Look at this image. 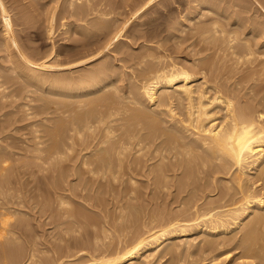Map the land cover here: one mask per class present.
Instances as JSON below:
<instances>
[{"label": "bare ground", "instance_id": "bare-ground-1", "mask_svg": "<svg viewBox=\"0 0 264 264\" xmlns=\"http://www.w3.org/2000/svg\"><path fill=\"white\" fill-rule=\"evenodd\" d=\"M20 1L21 0H0V24H1L0 29L2 27V29L0 30V32L2 31L1 32L2 36L0 34L1 36L0 43H2L1 45L3 46L2 50L4 51L5 49L7 51V54L5 53V55H7L6 59L8 58L11 64H13V66L17 68V70L19 69V71L23 73L26 78H28L27 80H29V82L26 80L25 77L23 78V80L28 82L27 86L29 83H34L38 85L36 87H40L39 88L40 90H44V91L47 90V92H49L48 93L49 96H46V97L44 96L42 100L40 101H44L45 102L44 105L46 109L49 108L50 109L49 112L51 111L55 114L54 116L55 120L52 118V121L54 120V122L50 128L48 127L47 134L46 136H44L48 138V143L46 141L45 147L42 145L43 147L42 150L44 151L43 157L41 156L42 155L41 153L43 151L41 150L42 151V152L40 151L41 153L37 151V154H41L40 155L41 157H39V155H36L35 162L37 158H41L38 160H40L42 163H44L46 160L48 161L49 159L50 161L51 159H55V161L56 159H58L59 162H61L60 159L62 160L68 159L67 155L69 154L70 151L71 152L74 151L73 148H76L75 144H78L80 147L76 150L80 149V151H83V150L87 151V149L89 148L92 151L90 153H79L80 155L77 154L79 156L75 154L76 157H81L80 159H92V160L98 159L101 161L104 160L103 164L104 162H106L107 166H109V163L106 160L111 159L110 162H112V158L118 159L117 162H119V161H122L123 157L124 158L126 157V159H134V162L136 161L135 163L141 161V160L137 161L135 159H142V160L144 159V160H149V161L150 159H156L159 162L154 165L147 164L143 161L142 167L143 165L145 166V164H147L145 168L146 170H143V168H142L143 172L142 170H139V169L138 170L140 171V173L142 172V175L144 177L147 176L146 179L150 180L148 181L149 182L148 184L151 186L149 187L150 191L156 187L157 189L160 188L162 190L164 188L165 190V188L167 187L170 188L172 186L173 190H175L176 192L175 197L178 196L180 192L186 191L185 189H187L188 186L191 184L190 177H191V174H193L192 175L193 176V194H192L193 200L188 199V201H185L184 203H182L184 206L180 203L182 201H179L178 206L182 205L183 206L181 207L182 209H180V207L179 208L176 207L177 208L176 213L173 212V214L175 215L171 214V217H168V214H167V218H165L167 221L164 220L166 221L165 223L164 221L162 223L160 222L161 224L164 223L163 225H160L157 229L149 228L148 230H146L145 233L138 234L137 232L138 235L136 237L133 235V237L135 238L132 240V242L127 246L125 245V247H123L122 249L121 248L114 249L112 246L111 249L112 250L114 249L113 250L114 253L109 252V253H112L111 255L109 254V256L108 255L99 256V257L90 256L87 260H85V262L82 261L84 263L80 262V264H122L126 260H130V259L132 260L133 258L140 256L141 250L145 248H149L150 246L151 247L154 246L156 248V246L160 242H162L164 239L168 240L171 237H181L183 235L185 236L188 230L189 231L193 230L197 233L203 232L205 235L207 234L210 236H214V235L217 236V238L213 237L209 239L206 238L207 236L205 237L202 236L203 238L202 244L201 243L199 244L201 246L198 245L200 247L199 249L201 250V252L197 248L198 252H200V256L197 255L199 257V258L196 257V259L198 258L197 260L193 258V260H196L195 262L192 261L193 264H201L202 260H203V264H218L219 263V260L217 259L218 255H220L221 253L226 254L227 252H230V250L232 249L234 251V249L236 248L239 249V251L238 250L237 251L241 257L243 256L242 257L243 259L245 258L244 256L250 258L249 261H243V264L244 262H247L246 264H264V32H260L264 30H261L258 26H256L258 27V29H260V31H258V29L257 30L255 29L256 27L254 28L251 25V27L247 29L248 30L247 33H250L251 38H249L250 36H245L243 38L241 37L240 39H242L243 40L242 41L239 39L240 34L243 32V31L241 32L240 27L238 29V26H236L238 31L241 32L238 34L237 33L238 31H235L236 30L235 28L232 29L233 28L232 27L229 29H225V27H222L221 22H220L222 21L221 18L228 19L230 16L234 15L233 18L236 21L233 23L235 24L239 23L238 25L240 26L241 25L240 21L238 22L239 20L238 16L240 17V15L238 14H240L239 13L240 9L241 8L243 9L242 6L244 5H242V3L237 0H234L232 2L233 6L231 9H229L231 6L228 5V3L230 2L228 3L226 2L227 4L225 5L224 0H170V1L169 0H166V1H163V0H131V1L124 0L123 2L124 4H122V6L123 8L127 6V9H129L128 13L130 14V17H133V18L137 17L139 19L142 17V19L138 21L136 19L135 23L132 22L133 23L132 26L131 25L127 26L129 22L127 21V19H124L125 17L129 15L127 12L126 13L128 15H126L123 19H122L123 16L121 17V19L119 16L117 17L113 16L111 18L109 17V16H112L110 15L111 13L114 14L113 12L115 11V8L118 7L120 2H122L121 0H65L66 4L65 3L64 4L66 5V8L62 7L63 9L60 8L61 9L60 11L64 12L67 15L64 19L69 20V21L67 20L68 22L66 21L67 23H64V22L61 23L62 26L65 25L66 27L64 29L65 31L64 30L63 31L66 33L65 37H66L67 42L62 43V45L58 44L59 46H56V48L52 44L50 50L46 52L38 51L36 48L37 46L33 48L31 47L33 49L31 50V52L33 51V53H29L28 51L27 53L26 51L23 50L24 47L22 48V50H20L19 44L21 45V43L19 42L20 40L19 41L17 40L18 37L16 34V30L18 29L15 28L14 26L17 24L16 19H17L18 12L20 13L21 16L26 15V13L29 12L27 14L29 16L30 9L32 11L33 9H37V8L34 7L35 5H33L32 3L33 1H28L27 2L28 4L25 3L27 4L26 6L27 8H24L25 6L24 5H23L24 7L22 6V4L24 3L21 4ZM49 1L50 0H48V2ZM126 1H130V2L127 3ZM254 1L257 4L256 6L257 8L264 7V5H262V3H264V0H254ZM175 2H177L176 7L172 6V3H175ZM38 4L40 5L39 2ZM47 4H50V2ZM156 4L159 5V7L160 5L165 7L166 5L167 6V8L165 7L166 11L164 13L161 11L159 12L155 8ZM45 5H43V7ZM56 6L57 4H55L52 7V9L50 8L51 11L48 12L50 15V17H48L50 25L47 29L49 31L51 30V27H52V19H53L52 17L54 16L53 12H55L54 10L56 9ZM60 6H61V3H60ZM122 9L120 10L122 11ZM20 10L22 11L24 10L23 11L24 13H22L23 15L21 14L22 11ZM152 10H154V12H159V13L157 15H151ZM40 12L42 13V11ZM62 12L60 13L62 14ZM117 12H115V15ZM120 13L124 14L123 12H120ZM63 14L61 16H63ZM45 16H48V15H45ZM26 17L27 16H25L24 19H26ZM29 17H32V16H29ZM34 17L35 16H33V18ZM37 17H39V15ZM19 18L23 19L22 17H19ZM205 18L211 19L210 22H208V20L206 19V21L209 23L208 27H206L207 25L206 26L203 25L204 20L202 21V24H198V22L201 23L200 20L205 19ZM29 20H31V18ZM25 21L27 22L28 19ZM25 21H23V23ZM35 21L36 20H34V22ZM206 21H204V24L207 23ZM20 22L21 20L19 21V25H20ZM222 24L224 23L222 22ZM255 25L256 24H254V26ZM30 26L31 25L29 24L27 28H30ZM103 26H106V28L104 27L106 30L103 28ZM233 26L235 25L233 24ZM243 26L241 25V28ZM101 27L104 30H99L101 29ZM184 27H187V28H184ZM261 28H264V27H261ZM23 29H26V27H23L22 30ZM163 29H166V32L164 30L165 33L161 34V32H163ZM208 32L210 33L211 38L210 36L209 38L205 36V33L207 35ZM235 34L239 36H235ZM48 37H50V39L52 38L54 39V37L51 38L50 35H48ZM206 37L208 38V40L211 39L210 41H212V38L214 40L216 39L219 40V38H221L220 42L222 43L224 42L226 47L225 46L223 47L219 41L218 42L220 44L218 45H216L214 42H212L214 43L212 46L208 45L209 41L206 42V39H207ZM236 38H238L239 40ZM99 39L101 40L99 41ZM249 39H250V42H253V46L251 45V43L246 44V42H249ZM138 40L141 42H139V45L134 46L135 45L134 42ZM236 40H237V44L235 43ZM201 41L203 42V44H200ZM238 41H242V42H238ZM43 42L45 41L43 40ZM74 42H79L80 45L82 46V50L81 49L78 51L76 50L75 52L73 50V53L71 52L69 53L68 52L70 50L69 46L70 44L73 45L72 43ZM27 43H30V42H27ZM132 43H134L133 46H132ZM181 43H184L185 46L181 47ZM192 45L197 46L196 48H193L194 54L192 52V54L195 55V57L193 56V59H190L191 61L187 63L188 57L185 58L186 59V62H185L184 59H181L179 57L180 56L179 53L185 50V48L191 47ZM210 47H212V49H214L215 51H217L216 48L223 50L227 55H229V57L232 58L235 64L241 63L240 65H243L242 67H239L240 65L236 67L233 64L231 70L233 69L238 70L239 73L237 74V71H236L237 75L232 78V81L230 83L227 82L228 80L220 81L221 78L220 79L218 78L209 79L208 78L207 75L209 74L207 73L209 72L210 69H213L211 68L213 65L210 66L207 63L208 59H204V57H201L202 55L199 56L200 55L199 52L201 50L203 51L207 49L208 51H210L209 50ZM135 48H137V50H135ZM46 49H49V47ZM219 49L218 51H221ZM215 51H213V53ZM223 51H221V53ZM203 52L201 53L203 54ZM84 53L85 54L88 53L86 54L87 56L83 57ZM198 53H199L198 55L199 57H196ZM60 54L66 55V58H69V59L72 55L75 56V54L81 55L82 58L77 55L78 58L80 57L79 59H74V57H72L73 58L71 59L72 61L69 60V62L64 63L63 59L65 56L62 59H60L59 57ZM187 54L190 55L189 53ZM35 55H38V57L42 56L44 58L39 61L38 60L39 58L37 57L38 58L37 59ZM57 56L59 57V59L57 58ZM220 59L222 58L220 57ZM52 60L56 62L53 63L54 61ZM61 60L64 64L61 62ZM113 60L123 61L124 63L123 65H120L122 63L120 64L118 63V65H120L122 69H118V68L113 69L114 68L113 66L114 65L116 66V64H113L114 62ZM47 61L48 62L52 61V63H47ZM60 62L61 64L64 65L63 67H60L61 66ZM4 64H7V63H4ZM118 65L116 67H119ZM48 67L58 70L56 72H60L59 70L62 71V69L63 70L66 69L67 70L66 72L68 73L67 75L62 74L63 72L61 74L55 73V75H51V77L45 78L42 73H41L42 75H40L39 72H37L38 70L42 71V69H45ZM229 67H228V71L230 69ZM235 70H233V72H235ZM214 71H216V69L212 70L213 73ZM0 73H2V71H0ZM13 74H11V76ZM22 75L20 74V76ZM1 76L2 78L0 81L1 83H3L2 80H5L6 78V77L3 78V76H6V75L3 74ZM199 78H201L200 81H198ZM210 78L212 77L210 76ZM8 79L9 81L12 80V79L10 80V78L7 77V82H8ZM15 82L16 81H14L13 85L16 84ZM18 83L19 84H17V86L18 85L20 86V82ZM23 83L21 82V84ZM25 84L22 86V88L26 86ZM0 86H2L1 87V90H2L3 86L5 85L2 84ZM32 86H35V85L32 84ZM17 88H20V87H17ZM25 89L28 92L29 91L32 92L34 89L36 90L35 87L33 90L32 88L31 90H28L27 88ZM22 90L23 89H21V93L23 92ZM13 91L11 94L14 93ZM120 92L122 93L121 95H120ZM6 93L7 91H5V94ZM15 93L13 95L17 94ZM7 94L8 95L5 96L6 98L9 96L10 93H7ZM0 95H1L0 98L3 99L2 98L3 94H0ZM10 97L11 96H9V98ZM24 97L26 98L27 96H24ZM35 100H36V97H35ZM0 102H2V100ZM39 106L41 107L42 105L40 104ZM23 108H24V105H23ZM2 109H3V106H2ZM25 109H26V105H25ZM9 118H11V116L9 117L8 115V119ZM7 121L8 120H6V122ZM50 122H51V119H50ZM7 123H10V122H7ZM1 126L3 127V125L0 124V129L1 131H3ZM43 129H46V128H43ZM43 129H42V132H44ZM34 131L32 132L35 134L36 132ZM38 136L40 137V135ZM35 137L37 138V135ZM35 137L34 139H36ZM44 139L45 138H43V140ZM31 140L34 141L33 139ZM41 140L42 139L35 141L37 143V146L39 143L44 142ZM9 144H12V141L9 142ZM12 145H14V143ZM5 146H9V145H5ZM31 148H33L34 150H37L34 148V146ZM127 148L133 151L129 150L130 154L125 155L124 151ZM34 150L31 149L32 152ZM28 151L30 150L28 149ZM35 153L36 152H34V154ZM32 157L33 156L31 155L30 158ZM8 159H9L8 157L6 158L2 154H0V176L3 175V177L0 178L1 179L0 180V247L3 246V249L5 248L4 246L6 245H4L2 241H4V243L6 244V241L4 240V238H5L6 230H9L7 229V227L9 225H12V222L15 221V219H12V217H14L13 215L19 210H21L20 208H18L19 206L28 207L31 200L33 201V199H31L30 201L28 200L29 196H31L30 192L32 193L33 191L31 187H29L31 186L32 183L27 184L28 182H24V180L21 181L20 179L21 175L18 174V170H21L19 168L20 166L16 167L17 165L16 166L14 165V168L11 166L8 167L7 163L10 162V160ZM42 163H40V167ZM100 163L102 164V162H99V164ZM13 164H16V163H13ZM31 164H35V163H31ZM96 164H95V167H96ZM105 165L104 166L102 165V166L105 167ZM138 165H137V168H138ZM118 166H119V163H118ZM125 166H126V169H125L126 171L128 166L127 164ZM62 167L64 166L62 165ZM16 168H19V169H16ZM100 168L101 167H99L98 169L100 170ZM98 169L96 168L95 171L96 170L98 171ZM130 169L128 173H130L131 171ZM133 169L135 168L133 167ZM62 170L63 168H61V171L59 170L58 172L59 173L58 176L61 178H63L61 176V174L63 173ZM5 171L6 172L9 171L10 174L12 173V171H14V173L16 174L15 179H12L14 180L13 183H15V184L12 183L13 186L11 185L5 186V184H7V180L9 177V176L8 177L4 176L6 175ZM134 171H136V169ZM28 174H29V171H28ZM30 174H31V171H30ZM131 174L130 175L128 174L129 177L127 178L131 181V183H134L135 180H134V177L132 176L135 173L133 175ZM149 175L151 176L148 177ZM49 176H51V174ZM218 176H221V177H218ZM167 178L169 180H166ZM219 178L223 180V182L218 183ZM45 180L43 182H45ZM62 181H60V183ZM65 182L61 184L63 185L65 184V186H67L66 185L67 183ZM37 183H34L33 189L35 188V184ZM131 183H129L130 186L133 185ZM221 183L222 185H220ZM54 185L59 187L58 185L60 184H58L57 182H54ZM44 186L46 185L43 184V187ZM130 186L128 187V190L125 191L126 193L125 197H129L130 201H132V199L135 200V203L133 202H129V204L124 203V205L126 206L123 207V209L125 210L127 208V211L119 209L118 207L119 209L118 212L119 213H121L120 211L128 212V215L131 214L134 218L135 217L134 215L136 214L135 212H137L136 210L138 208H141L142 206L143 199L141 198L143 197L141 196V198H139L138 192L140 190L138 192L136 191L134 195H132L131 193H133V191L130 190L131 189ZM116 187H115L116 188L115 190L120 189L119 186H116ZM12 189H14V193H11ZM191 189L192 187L190 186V188H188L187 191ZM215 189L217 191V195L216 196L213 194L209 195L210 192L214 191ZM45 190L46 189H44V191ZM53 190H56L55 192H57L56 188ZM34 191L37 192L36 190ZM41 191L39 190L38 193L40 194ZM116 192L119 193L118 191ZM65 193H66L65 191L64 192L61 191L59 196L57 194L55 195V196H58V199L56 201V205L58 206V208H56V205L54 206V208L58 210V212H54L55 213L54 217L56 218L58 217L57 222H59V219L63 217H68V218H70V216L79 217L82 215L81 213H83V211H80V209L78 210L73 209L71 211L70 210L71 208H70L68 210V208L71 206L67 207L68 201L65 198V195H66ZM166 193H165V196H166ZM169 194H171V192ZM41 195H43V193ZM51 195L53 199V194ZM116 195L118 194H115V196ZM154 195L156 194H153V196ZM47 197L49 198V196ZM47 197H46V200H47ZM119 197L121 198V196H118L116 198H119ZM158 197H160V195H158ZM36 198L38 199V196H36ZM90 199L91 201H93L92 200L93 198L90 197ZM103 200L104 198L102 199V201ZM144 200H146V198ZM124 201L125 202L127 201L126 198L124 199ZM176 201L177 199L173 202H176ZM33 202H34L33 206L36 207L37 205V208H39L41 211L46 210V213H47V209H49L51 212L48 210L49 213H47V216L48 214L52 213V211H56L53 207H51L53 202L46 203L44 201H41V203H39L38 200H36V202L35 201ZM147 202L149 203L150 201H147ZM121 203H123V201ZM171 204L172 203H170V205ZM100 205L101 203L99 204V206ZM116 206L117 204L115 203V207ZM30 207H32V205H30ZM34 207H32L33 210H34ZM82 207H81L82 210L87 208V207H84V208ZM100 208L103 209V207H100ZM142 208H144V206ZM27 210H29V208H27ZM186 212H189L192 214H188ZM139 213H140V209H139ZM185 213L188 215L184 216L183 214ZM42 214L43 213H41V215ZM104 214L106 215V213ZM122 214L117 215V217L120 216L121 222H122V219H124V218H121V216L123 217L125 216L124 214H127V213H122ZM90 215L92 216L93 214H89V216ZM50 216L49 217L51 221L56 220V218L51 219L53 216L52 215ZM107 216L108 215H106V217ZM18 217H19V220H21L20 214ZM18 217L16 216L17 221H19ZM93 217H95V215H93ZM99 217H102V215L98 216V219ZM23 218H24V215H23ZM115 218L113 220H115ZM87 219H89L88 215H87ZM100 219L97 221L99 222ZM110 219H112V217ZM150 219L151 218H149V220ZM154 219H152V221ZM158 219H160V217ZM70 222L71 221H69V223ZM82 222L83 221H81V223ZM85 222H87V220ZM112 222L114 221H111V223ZM187 222H191L192 225ZM22 223L24 222L22 221ZM22 223L14 222L15 224L14 226L21 225ZM72 223L70 224L72 225ZM118 223H119V220H118ZM24 224L26 226L27 223H24ZM143 225L145 227L144 223ZM105 226H103L102 224L100 229H102V227H105ZM236 227H238L239 228L238 230H240V233L238 236L231 234L234 232L238 233L237 231H235ZM8 228H10V226ZM24 228L25 227H23V229ZM12 229L10 232H12ZM14 229H16V227ZM26 229L24 230L26 231ZM233 229H235L234 232L232 231L230 234L227 232V230H233ZM20 230L21 232H23L22 229ZM21 232H20V236H21ZM225 232L228 234H226ZM219 233H223L225 235L223 236L220 235L221 237H219L217 235ZM15 238H18V236H16ZM58 239H60L59 235H58ZM94 239H96V237ZM12 240H13V237H12ZM16 242H17V239H16ZM10 243L12 242H9V244ZM195 243H198V242H195ZM28 245H30V242ZM169 245H171V248L169 247ZM169 245L168 247L172 249L173 244H169ZM12 247H13V244H12ZM76 247H79V245ZM224 247H226L225 250L221 251L220 249L221 248L223 249ZM165 248H167V246ZM13 249H11V251ZM216 250L217 251L220 250V251L214 252ZM72 251L73 250H71V252ZM166 251H171V250L166 249ZM175 251L176 250L174 249V252ZM207 251H209L211 255L210 256L207 255L208 257H205V252ZM2 252H4V250H2ZM172 252H170V254H172ZM152 254L153 252L150 254L148 253L144 255V257L142 258V262L144 264H147L149 257ZM186 254L188 257V255H190V252ZM28 255L29 256H27L26 260L28 259L31 260L33 257V254L30 252L28 253ZM5 256L6 255H4V258L6 259ZM63 256L68 260L73 257L72 254L70 253H67ZM63 256L57 255L55 257H52V259L49 257L51 259L50 262L45 261L44 263V260H43L42 263L43 264H67L65 263L66 259ZM172 256L171 258L174 257ZM225 256L224 257L227 258V254ZM179 257L181 258V256ZM46 258L48 259V257ZM177 258H178V255H177ZM204 259H206L207 261L204 262ZM175 260L176 259H174V261ZM31 261H33V259ZM130 264H134V263H130Z\"/></svg>", "mask_w": 264, "mask_h": 264}, {"label": "rangeland", "instance_id": "rangeland-1", "mask_svg": "<svg viewBox=\"0 0 264 264\" xmlns=\"http://www.w3.org/2000/svg\"><path fill=\"white\" fill-rule=\"evenodd\" d=\"M28 1H33L32 3H33V5H35L34 7L35 8H37V9H33L32 11H31V9H30V14H29V16H32V17H29L27 14L29 13H26V15H23L22 13H24L23 11L25 10H20V11H22L21 12V14L23 15V16H21L20 15V13L18 12V14H17V26L15 25L14 27L15 28H17L18 30H16V34H17V40L21 43V45L19 44V46H20V50H22V48L24 47V51H28L29 53H33V51L31 52V50H33L32 48L33 47H36L37 48V50L38 51H43V52H46V51H48V50H50V48H51V45L53 44V46L56 48V46H59V45H62V43H66L67 41H66V37H65V25L64 26H62V24L61 23H67L68 21L67 20H65L64 18L67 16L64 12H62V11H60L61 9L60 8H66V1L65 0H53V2H52V0H50L49 2H50V4H47V3H49L48 2V0H21L20 2H21V4L22 3H24V4H22V6L24 7V8H27L26 6H27V2ZM63 1V2H62ZM122 2H120V4L118 5V10H117V8H115V11L113 12L114 14H110V15H112V16H109L110 18L111 17H113V16H119L120 17V19H121V17H122V19L126 16V15H128L129 13V9H127V6H125L124 8H123V6H122V4H124L123 2H124V0H121ZM131 1V0H130ZM130 1H126L127 3H129ZM163 1H166V0H163ZM170 1V0H169ZM234 0H227V1H225L224 0V2H225V5L228 3V2H230V3H228V5H230V6H228V7H230L229 9H231L232 8V2H233ZM237 1H240L241 3H242V5H244V6H242L243 7V9L241 8L240 9V14H238V15H240V17L238 16V18H239V20H238V22L240 21V24L243 26V25H245V26H243L242 28H243V30H242V28H241V25L239 26L238 24L239 23H233V22H235L236 20L233 18L234 17V15L233 16H230L228 19H223V18H221L222 19V21H220L221 22V25H222V27H225V29H229V28H232V29H236L235 31H238V29H239V27H240V30H241V32L240 31H238L237 33L239 34V33H241L240 34V37H239V39L242 37H245V36H250L249 38H251V35H250V33H247V29H249V27H251V25L255 28L256 26H258L261 30H264V28H261V27H264V7H262V8H260V7H256L257 6V4L255 3V1L254 0H237ZM38 2L40 3V5L38 4ZM227 2V3H226ZM25 3H27V4H25ZM35 3V4H34ZM43 3V4H42ZM53 3V4H52ZM60 3H61V6H60ZM65 3V4H64ZM46 4V5H45ZM55 4H57V6H56V9L54 10L55 12H53V19H52V27H51V30L49 31L47 28L49 27V25H50V22H49V18L48 17H50V15H49V13L48 12H50L51 10H50V8L52 9V7L55 5ZM176 4H177V2H175V3H172V6H175L176 7ZM42 5V6H41ZM43 5H45L44 7H43ZM49 5H50V7H49ZM262 5H264V3H262ZM121 6V7H120ZM158 6V7H157ZM59 7V8H58ZM119 7H120V9H122V11L119 9ZM165 7L167 8V6L165 5ZM164 6H162V5H160V7H159V5H157L156 4V6H155V8L160 12H165L166 11V8H165ZM226 7V6H225ZM235 7V6H234ZM33 8V7H32ZM39 8V9H38ZM47 8H48V10H47ZM62 8V9H63ZM44 9V10H43ZM45 9H46V11H45ZM127 9V10H126ZM260 9H261V11H260ZM38 10V11H37ZM42 11V13L40 12V11ZM243 10V11H242ZM36 11V12H35ZM62 12V14H63V16H61L62 14L60 13V12ZM118 11V12H117ZM115 12H117L116 13V15H115ZM120 12H123L124 14H121ZM128 14H127V13ZM159 12H154V10H152L151 11V15H157ZM31 13H32V15H31ZM56 13V14H55ZM183 13V12H182ZM39 15V17H37L38 15ZM150 14V13H149ZM37 15V16H36ZM43 15V16H42ZM45 15H48V16H45ZM58 16V18H60V19H58L57 18V16ZM25 16H27L26 17V19H24L25 18ZM33 16H35L34 18H33ZM19 17H22L23 19H21V18H19ZM43 17V18H42ZM215 17V16H214ZM213 17V18H214ZM217 17V16H216ZM18 18H19V20H18ZM31 18V20H29ZM231 18H233V19H231ZM28 19V21L26 22L25 20H27ZM57 19V20H56ZM124 19H127V21L130 23H128V25L127 26H132V24L133 23H135L136 22V19H137V21L138 20H140V19H142V17L139 19V18H133V17H130V14L127 16V17H125ZM206 19L207 18H205V19H202V20H200V22L201 23H199L198 22V24H202V21L204 20V21H206ZM21 20V22H22V24H21V22H20V25H19V21ZM34 20H36L35 22H34ZM43 20V21H42ZM64 20V21H63ZM208 20V22H210L211 21V19H207ZM224 20V21H223ZM23 21H25L24 23H23ZM32 21V22H31ZM61 21V22H60ZM67 21V22H66ZM204 21H203V25L204 26H206V27H208L209 26V23L207 24V23H205L204 24ZM232 21V22H231ZM31 22V23H30ZM133 22V23H132ZM222 22L224 23V24H222ZM229 22V23H228ZM34 23V24H33ZM47 24V26H46V24ZM49 23V24H48ZM232 23V24H231ZM250 23V24H249ZM251 23H253V24H251ZM31 25L30 26V28H27L28 27V25ZM45 24V25H44ZM61 24V25H60ZM231 24V25H230ZM233 24L235 25V26H233ZM254 24H256L255 26H254ZM26 25V26H25ZM38 25V26H37ZM60 25V26H59ZM226 25V26H225ZM230 25V26H229ZM0 26H1V24H0ZM41 26V27H40ZM44 26V27H43ZM46 26V27H45ZM61 26H62V28H61ZM236 26H238V29H237V27ZM23 27H26V29H23L22 30V28ZM33 27V28H32ZM35 27V28H34ZM36 27H37V29H36ZM54 27V28H53ZM106 28V26H103V28ZM140 27V26H139ZM258 27H256L255 29L257 30L258 29ZM21 28V29H20ZM102 27H101V29H99V30H104ZM184 28H187V27H184ZM1 29H2V27H1ZM0 29V30H1ZM41 29V30H40ZM47 29V30H46ZM55 31H54V30ZM260 29H258V31H260ZM20 30V31H19ZM64 30V31H63ZM106 30V29H105ZM164 30H165V32H166V29H163V32H161V34H163V33H165L164 32ZM245 30V31H244ZM28 31V32H27ZM30 31V32H29ZM38 31V32H37ZM208 31H209V29H208ZM2 32V31H1ZM1 32H0V34H1ZM19 32V33H18ZM26 32V33H25ZM34 34H33V33ZM45 32V33H44ZM64 32V33H63ZM260 32H264V31H260ZM39 34V35H37V34ZM52 33H53V35H52ZM20 34V35H19ZM29 34V35H28ZM32 34V35H31ZM64 34V35H63ZM209 34V35H208ZM208 34L206 35V33H205V36H207L208 38H209V36H210V38H211V35H210V33L208 32ZM243 34V35H242ZM24 35V36H23ZM31 35V36H30ZM48 35H50L51 36V38L52 37H54V39L52 38V39H50V37H48ZM55 35H56V37H55ZM63 35V36H62ZM1 36H2V34H1ZM0 36V37H1ZM26 36H27V38H26ZM41 36V37H40ZM43 36V37H42ZM45 36H46V38H45ZM235 36H239V35H237V34H235ZM20 37V38H19ZM31 37V38H30ZM38 37V38H37ZM206 37V38H207ZM27 39V41H26V39ZM29 38V39H28ZM64 38V39H63ZM101 38V37H100ZM208 38L206 39V42L207 41H209V43H208V45H213L214 43L216 44V45H218V44H220L221 43V45L224 47H226V45H225V43L223 42H220V39L221 38H219V40H214L213 38H212V41H210L211 39H209L208 40ZM23 39V40H22ZM46 39V40H45ZM102 39V38H101ZM101 39H99V41L101 40ZM236 39H238V38H236ZM238 39V40H239ZM23 41V43H22V41ZM43 40L45 41V42H43ZM52 40V41H51ZM240 40H242V39H240ZM43 43H42V42ZM220 43H219V42ZM243 41V40H242ZM242 41H238V42H242ZM252 41V40H251ZM1 42V41H0ZM27 42H30V43H27ZM139 42H141V41H136V42H134L135 43V45L134 46H137V45H139ZM202 42V41H201ZM200 42V44H203V42L201 43ZM212 42H214V43H212ZM216 42H218V43H216ZM25 43H26V45H25ZM75 43V44H74ZM74 43H72L73 45H71L70 44V46H69V48H70V50L68 51L69 53L71 52V53H73V50H74V52L77 50H82V46L80 45V43L79 42H74ZM134 43H132V46H133V44ZM212 43V44H211ZM236 44H237V40H236V42H235ZM249 43H251V45L253 46V42H250V39H249V42H246V44H249ZM2 43H0V45H1ZM31 44V45H30ZM59 44V45H58ZM78 44V45H77ZM224 44V45H223ZM24 45V46H23ZM35 45V46H34ZM2 46V45H1ZM0 46V62L2 63H0V69H2V70H0V71H2V73H0V76L1 75H6V76H3V78H5V80H2V82L3 83H1V81H0V85H5L6 86V84L7 83H9V84H7V86L5 87V86H3V88H2V90H1V87L2 86H0V94H3V99H1L2 100V102H0V124L1 125H3V127H2V130L3 131H1V129H0V146L2 147H0L1 149H0V154H2L3 156H5L6 158L8 157L9 159L8 160H10V164L9 163H7L8 165V167L9 166H11V167H13L14 168V165L16 166V167H19L21 170H18V174L19 175H21V181L22 180H24V182H28L27 184H31V186H29V185H27V186H29V187H31V189L33 190H31L32 191V193L30 192V194H31V196H29V201L31 200V199H33V201H35L36 202V200H38L39 201V203H41V201H44V202H46V203H52L53 202V204H52V206L51 207H53L54 208V206L56 205V201H57V199H58V196L60 195V193H61V191L62 192H66L65 194L67 195H65V198H66V200L68 201V205H67V207L68 206H71V207H69L68 208V210L70 209L71 211L73 210V209H80V211H83V213H81L82 215L81 216H70V218H68V217H63V218H61L62 219V221L64 222H62L61 221V219H59V222H57V220H58V217L56 218V217H54L55 215V213L54 212H58V210H56L55 208V210L56 211H52V213H50V214H48V216H47V213H49V209H47V213H46V210H44V211H41L39 208H37V205H36V207H34L33 205V201L31 200V202H30V204H29V206L27 207V206H19L18 208H20L21 210H19L18 212H16L13 216L14 217H12V219H15V221H13V220H11V221H13L12 222V225H9L10 226V228L12 229V232H10L11 231V229L10 228H8L7 227V229H9V230H6V234H5V238H4V240L6 241V244L4 243V241H2V243L4 244V245H6V246H4L5 248L3 249V246L2 247H0L1 249H0V252L2 253H0V255L1 256H3V257H1L0 256V262L2 263H4V264H35V262H36V264H41L42 263V261L44 260V263H45V261L46 262H50L51 261V259H52V257H55V256H57V255H60V256H63V255H65V254H67V253H70V254H72V258H70L69 260L68 259H66L64 256V258L66 259L64 262L65 263H69V264H80V262L81 263H84L85 262V260H87L90 256H95V257H99V256H109V254L111 255L112 253H114V249H116V248H123V247H125V245L127 246V245H129L131 242H132V240L138 235V234H140V233H145L146 232V230H148L149 228H153V229H157L160 225H163L167 220L165 219V218H167V214H168V217H171V214H173V212L174 213H176V210H177V208H179L180 207V209H182L181 207H183L184 205L182 204V203H184L185 201H188V199L190 200V199H192L193 198V174H191V179H190V182H191V184L188 186V188H190V186L192 187V189L191 190H189V191H187L188 190V188L187 189H185L186 191H182V192H180V194H178V196H176L175 197V190H173V187L171 186L170 188L169 187H167V188H165V190H164V188L161 190L160 188H158V189H160V190H158L157 189V187L156 188H154V189H152L151 191L149 190L150 188L149 187H151L148 183V181H150V180H148V179H146L147 178V176H143L142 175V172H143V170H146L145 168H146V166H147V164H151V165H154V164H156V163H158L159 161H157L156 159H150V161L149 160H142V159H135V160H137V161H140V162H137V163H135L134 162V159H126V157L124 158L123 157V159H122V161H119V162H117L118 161V159H113L112 158V162H110L111 161V159H108V160H106L108 163H109V166H107V163L106 162H104V164H103V161H101V160H98V159H80L81 157H76V155L77 154H79V153H90V152H92L91 151V149H87V151H85V150H83V151H80V149L79 150H76V149H78V148H80L79 147V145L78 144H75V146H76V148H73L74 149V151L73 152H69V154H70V156H69V154L67 155V157H68V159H60V161L61 162H59L58 161V159H56V161L57 162H59V163H57L56 161H55V159H51V161H50V159L46 162H44V163H42L40 160H38V159H41V158H37V160H36V162H35V159H36V155H39V157H43V154H44V151L42 150V145L45 147V145H46V141H47V143H48V138H46V137H44V136H46V134H47V131H48V127L50 128L51 127V125L53 124V122H54V120H55V118H54V116H55V114L53 113V112H49V108L48 109H46V107H45V102L44 101H40V100H42V98L45 96H49L48 95V93L49 92H47V90H45L46 91V93H45V91L44 90H40L39 88L40 87H36V86H38L37 84H34V83H29L28 84V86H27V83L29 82V80H27L28 78H26L25 77V75L23 74V73H21L20 71H19V69L17 70V68H15L14 66H13V64H11V62L8 60V58L6 59V57H7V55H5V53L7 54V51L4 49V51H6V52H4L2 49H3V46L1 47ZM22 46V47H21ZM80 46H81V48H80ZM185 45H184V43H181V47H184ZM194 45H192L191 47H188L189 48V50H188V48H185V50H183L181 53H179V57L181 58V59H184V61L186 62V59L185 58H187V63H189L191 60L190 59H193V56L195 57V55H193L194 54V52H193V48H196L197 46H194ZM32 47V48H31ZM39 47H41V48H39ZM49 47V49H46V48H48ZM26 48V49H25ZM43 48V49H42ZM77 48V49H76ZM79 48V49H78ZM191 48V49H190ZM211 48V49H210ZM209 48V50L210 51H208V49L207 50H201L199 53H200V55H199V53L197 54V56L196 57H199V56H201V57H204V59H208V61H207V63L211 66V65H213L211 68H213L214 70L216 69V71H214V73L212 72V70L213 69H210L209 70V72L207 73V74H209V75H207L208 76V78L209 79H213V78H218V79H220L221 78V80L220 81H224V80H228L227 82L228 83H230L231 81H232V78L234 77V76H236L239 72H238V70H235V69H233V70H235V72H233V70H231L232 69V66H233V64L237 67V66H239L240 64H235L234 62H233V60H232V58L231 57H229V55H227L223 50H221V49H219V48H216V50L217 51H215L214 49H212V47H210ZM187 49V50H186ZM218 49L219 50H221V51H223L222 53H221V51H218ZM225 49V48H224ZM30 50V51H29ZM135 50H137V48H135ZM211 50H213V51H215L214 53H213V51H211ZM185 51V52H184ZM27 52V53H28ZM192 52H193V54H192ZM201 52H203V54L201 53ZM186 53V54H185ZM187 53H189L190 55H188ZM212 55H210V54ZM86 54H88V53H86ZM85 53H84V56L83 57H85V56H87ZM90 54H92V53H90ZM89 54V55H90ZM93 54H94V52H93ZM221 56H220V55ZM4 55V56H3ZM77 55L78 54H75V56L77 57ZM83 55V54H82ZM185 55V56H184ZM199 55V56H198ZM217 55V56H216ZM36 56V58L38 57V55H35ZM62 56V57H61ZM65 56V57H64ZM74 55H72L71 57H70V59L69 58H66V55H64V54H60V59H62L63 57H64V59H63V62L65 63V62H69V60H71V59H73L72 57H74V59H79L80 57H81V55H78V56H80L79 58L77 57H75ZM205 56H209L208 58L207 57H205ZM214 56V57H213ZM218 56H220L222 59H220V57H218ZM59 57L57 56V58L59 59ZM224 57V58H223ZM1 58H3V59H1ZM39 58V59H38ZM37 59L40 61V60H42L44 57H38ZM82 58V57H81ZM104 58V57H103ZM218 58V59H217ZM231 58V59H230ZM220 59V60H219ZM7 60V61H6ZM37 60V61H38ZM66 60V61H65ZM68 60V61H67ZM223 60V61H222ZM52 61H54V60H52ZM52 61H47V63H52ZM72 61V60H71ZM114 62H113V64H116V66L118 65V63L120 64V63H122V64H120V65H123L124 63H123V61H116V60H113ZM225 61V62H224ZM56 61H54L53 63H55ZM61 62H62V60H61ZM61 62H60V64H61ZM62 62V63H63ZM96 62V61H95ZM4 63H7V64H4ZM63 63V64H64ZM213 63V64H212ZM63 64H61V66L60 67H63L64 65ZM120 65H118L119 67H116L115 65L112 67L113 69H122V67H120ZM219 65H221V66H219ZM225 65H226V67H225ZM6 66V67H5ZM11 66V67H10ZM215 66V67H214ZM230 66V67H229ZM243 65H240L239 67H242ZM2 67V68H1ZM14 67V68H13ZM89 67V66H88ZM217 67V68H216ZM218 67H220V68H218ZM225 67V68H224ZM228 67L230 68L229 69V71H228ZM50 68V69H49ZM4 69V70H3ZM9 69H10V71H9ZM13 69V70H12ZM15 69V70H14ZM17 70V71H16ZM6 73H5V72ZM52 71V72H51ZM56 71H58V70H56V69H53V68H51V67H48V68H45V69H42V71L41 70H38L37 72H39V74L40 75H42L43 74V76L46 78V77H51V75H55V73L56 74H61L62 72V74H64V75H67V73L68 72H66L67 70L66 69H62V71L61 70H59L60 72H56ZM217 71H219V72H217ZM225 71V72H224ZM227 71V72H226ZM232 71V72H231ZM236 71H237V74H236ZM64 72H66V73H64ZM80 72V71H79ZM216 72V73H215ZM230 72V73H229ZM14 73V74H13ZM42 73V74H41ZM54 73V74H53ZM228 73V74H227ZM11 74H13L12 76H11ZM16 74V75H15ZM20 74L22 75V76H20ZM48 74V75H47ZM74 74H76V73H74ZM212 74V75H211ZM215 74V75H214ZM216 74H217V76H216ZM10 76V77H9ZM210 76L212 77V78H210ZM214 76V77H213ZM216 76V77H215ZM7 77L8 78H10V80L11 81H9V79H8V82H7ZM15 77H17V78H15ZM26 78V80L28 81H25V80H23V78ZM1 78H2V76L0 77V80H1ZM228 78V79H227ZM200 79L201 78H199L198 79V81H200ZM16 81L15 83V85L17 86V84H19L18 82H20V86L18 85L17 87H20V88H17L15 85H13L14 84V81ZM17 80H18V82H17ZM23 80V81H22ZM5 82V83H4ZM7 82V83H6ZM12 82V83H11ZM21 82L23 83V84H21ZM25 82H26V84H25ZM31 82V81H30ZM123 83H124V81H123ZM26 85L25 87H23L22 88V86L23 85ZM31 84V85H30ZM32 84L33 85H35V86H32ZM10 87H9V86ZM13 85V86H12ZM30 85V86H29ZM9 87V88H8ZM30 89H29V88ZM34 87L36 88V90L34 89ZM7 88V89H6ZM15 88V89H14ZM18 89V91H17V89ZM25 88H27L28 90H31V88H32V92L31 91H27ZM21 89H23L22 91V93H21ZM42 89H44V88H42ZM14 90V91H13ZM20 90V91H19ZM38 90H40V91H38ZM5 91H7V93H10L9 94V96H11L10 98H9V96L6 98L5 96L6 95H8L7 93L5 94ZM12 91L15 93V91H16V95H13V94H11L12 93ZM26 91V92H25ZM35 91V92H34ZM2 92H4V93H2ZM34 92V93H33ZM28 93V94H27ZM32 93V94H31ZM44 93V94H43ZM4 94H5V96H4ZM20 94V95H19ZM47 94V95H46ZM122 93L120 92V95H121ZM13 95V96H12ZM28 95H29V97H28ZM33 95H35V96H33ZM36 95H38V96H36ZM41 95H43V96H41ZM19 96V97H18ZM24 96H27L26 98L24 97ZM0 97H1V95H0ZM35 97H36V100H35ZM23 98V99H22ZM31 98V99H30ZM34 98V99H33ZM22 99V100H21ZM27 99V100H26ZM39 99V100H38ZM0 100V101H1ZM11 101V102H10ZM40 101V102H39ZM8 102V103H7ZM27 102V103H26ZM6 103V104H5ZM24 103V104H23ZM42 105L41 107L39 106V105ZM16 105V106H15ZM23 105H24V108H23ZM25 105H26V109H25ZM2 106H3V109H2ZM39 108V109H38ZM41 108V109H40ZM43 108H45V109H43ZM42 110H44V111H42ZM47 110V111H46ZM27 112V113H26ZM47 112H49V113H47ZM54 115H53V114ZM52 114V115H51ZM8 115H9V117L11 116V118H9L8 119ZM4 118V119H3ZM7 118V119H6ZM52 118L54 119L53 121H52ZM50 119H51V122H50ZM4 120V121H3ZM6 120H8L7 122H10V123H7L6 122ZM5 122V123H4ZM51 123V124H50ZM5 124H6V126H5ZM8 124V125H7ZM10 124V125H9ZM50 124V125H49ZM49 125V126H48ZM5 126V127H4ZM6 130H5V129ZM43 128H46V129H43ZM30 129H31V131H30ZM35 131H34V130ZM37 129V130H36ZM42 129L44 130V132H42ZM30 131V132H29ZM32 131H34V132H36L35 134L32 132ZM38 133V134H37ZM45 133V134H44ZM30 134H31V136H32V138H31V136H30ZM43 134V135H42ZM5 135V136H4ZM37 135V138L39 137L38 135H40V137L37 139L35 136ZM30 136V137H29ZM29 137V138H28ZM34 137L36 138V139H34ZM43 138H45L44 140H43ZM28 141H27V140ZM31 139H33L34 141H32ZM39 139H42L41 141H44V142H41V143H39L38 144V146H37V143L35 142L36 140H39ZM30 140V141H29ZM12 141V144L14 143V145H12V144H9V142H11ZM32 141V142H31ZM5 142H7V143H5ZM34 142V143H33ZM43 143H45V144H43ZM31 144H33V145H31ZM5 145H9V146H5ZM12 145V146H11ZM31 145V146H30ZM34 146V148L35 149H37V150H34L33 148H31V147H33ZM37 147H39V148H37ZM74 147V146H73ZM7 148V149H6ZM28 149L30 150V151H28ZM31 149L32 150H34L33 152L31 151ZM39 149V150H38ZM43 152H42V151ZM89 150V151H88ZM129 148H127L125 151H124V153H125V155H128V154H130V152H129ZM2 151V152H1ZM12 151V152H11ZM37 151L39 152V153H41V154H37ZM41 151V152H40ZM79 151V152H78ZM130 151H133V150H130ZM32 152V153H31ZM34 152H36L35 154H34ZM3 153H5V154H3ZM72 153V154H71ZM34 154V155H33ZM76 154V155H75ZM31 155L33 156L32 158H30L31 157ZM41 155V156H40ZM80 155V154H79ZM79 155H77V156H79ZM12 157V158H11ZM66 157V158H67ZM71 157V158H70ZM78 158V159H77ZM114 158H115V156H114ZM12 159V160H11ZM14 159V160H13ZM33 160V161H32ZM95 160H97V161H95ZM120 160V159H119ZM130 162H129V161ZM133 161V163H132V161ZM157 162H156V161ZM27 161V162H26ZM31 161V162H30ZM117 162V164H116V162ZM128 163H127V162ZM145 162V163H147V164H145V166L143 165V167H142V162ZM16 163V164H13V163ZM50 164H49V163ZM54 162V163H53ZM99 162H102V164L100 163L99 164ZM31 163H35V164H31ZM40 163H42V165H43V167H42V165H41V167H40ZM98 164V166H97V164ZM112 163V164H111ZM118 163H119V166H118ZM121 163V164H120ZM127 164V166L129 165V164H131V165H129L128 167H127V170L125 171V169H126V164ZM135 163V164H134ZM12 164H13V166H12ZM56 164V165H55ZM61 164V165H60ZM95 164H96V167H95ZM106 164V165H105ZM111 164V165H110ZM116 164V165H115ZM124 164V165H123ZM140 166H139V165ZM28 165V166H27ZM34 165V166H33ZM50 165V166H49ZM62 165L64 166V167H62ZM105 165V167H103V166ZM114 165V166H113ZM121 165H123V166H121ZM137 165H138V168H137ZM47 166V167H46ZM51 166H53V167H51ZM57 166V167H56ZM107 166V167H106ZM125 166V167H124ZM37 167H39V168H37ZM55 167V168H54ZM99 167H101L100 168V170L98 169ZM118 167V168H117ZM119 167H121V168H119ZM124 167V168H123ZM133 167L136 169V171H134L135 169H133ZM19 168H16V169H19ZM28 168V169H27ZM45 168H46V170H45ZM61 168H63V170H62V174H61V176L63 177V178H61V177H59L58 176V172H59V170L61 171ZM65 168V169H64ZM93 168V169H92ZM98 169V171L96 170L95 171V169ZM113 168V169H112ZM130 168H132V169H130ZM142 168H143V170H142ZM44 169V170H43ZM53 169V170H52ZM101 169H102V171H101ZM117 169H118V171H117ZM129 169L131 170L130 171V173H128V171H129ZM142 170V172L140 173V171L139 170ZM12 170V169H11ZM11 170H9V171H11ZM40 170V171H39ZM94 170V171H93ZM116 170V171H115ZM134 172H133V171ZM9 171H5V174L7 175H4L5 177H8V180H10V181H8L7 180V184H5V186H7V185H11V186H13V184H15V183H13V181L14 180H12V179H15V177H16V174L14 173V171H12V175L10 174V172ZM28 171H29V174H28ZM30 171H31V174H30ZM33 171V172H32ZM43 171V172H42ZM64 171H65V173H64ZM137 171H138V173H137ZM19 172H21V173H19ZM24 172V173H23ZM127 172V173H126ZM133 172V173H132ZM42 173H43V175H42ZM45 173V174H44ZM67 173V174H66ZM132 173V174H131ZM135 173V174H134ZM41 174V175H40ZM51 174V176H49ZM131 174V175H133L132 177H134V183H131V181L127 178V177H129V175ZM11 175V176H10ZM19 175H17V176H19ZM39 175V176H38ZM64 175V176H63ZM113 175V176H112ZM115 175V176H114ZM46 176V177H45ZM49 177V179H50V181H49V179H48V177ZM151 175H149L148 177H150ZM3 177V175L2 176H0V178H2ZM4 177V178H5ZM38 177V178H37ZM40 177H42V178H40ZM59 177V178H58ZM112 177H114V178H112ZM218 177H221V176H218ZM11 178V179H10ZM36 178V179H35ZM56 178H58V179H60V180H58V179H56ZM39 181H38V180ZM47 180V182H46V180ZM129 180V181H127V180ZM1 180V179H0ZM26 180V181H25ZM41 180H42V182H41ZM45 180V182H43ZM56 180V181H55ZM63 180V181H62ZM65 180H66V182H65ZM122 180V181H121ZM125 180H126V182H125ZM166 180H169L168 178L166 179ZM218 180V179H217ZM219 180H221L220 178H219ZM218 180V183H220V182H223V180H221V181H219ZM36 181V182H35ZM49 181V182H48ZM53 181V182H52ZM60 181H62L61 183H67L66 185L67 186H65V184L63 185V184H61L60 183ZM147 181V182H146ZM38 182V183H37ZM42 184H41V183ZM54 182H57L58 184H60V185H58L59 187H57L56 185H54ZM11 183V184H10ZM13 183V184H12ZM34 183H37V184H35V188L33 189V187H34ZM122 183V184H121ZM129 185V183H131V184H133V185H129L130 186V190H132L133 191V193H131L132 195H134V193L137 191H139L138 192V194H139V198H141V196L143 197V198H141V199H145L146 198V200H142V206H141V208H138L136 211L137 212H135L136 214H137V216H136V214L134 215L135 217V219L133 218V216L131 215V214H129L128 215V212H123V211H120L121 213H119L118 212V210L119 209H122V210H124L123 209V207H125L126 205H124V203L125 204H129V202H133V203H135V200H133L132 199V201H130V198L129 197H125L126 195V193H125V191L126 190H128V185ZM41 185V187H40V185ZM43 184H45L46 186H47V184H48V186L50 187H48L47 186V188H48V190H47V188H46V186H44L43 187ZM123 184H125V185H123ZM52 185V186H51ZM63 185V186H62ZM152 185V184H151ZM159 185V184H158ZM220 185H222V183L220 184ZM26 186V187H27ZM53 186H55V187H53ZM64 186H65V188H64ZM116 186H119V188L120 189H117V190H115L117 187ZM120 186H122V187H120ZM128 186V187H127ZM134 186V187H133ZM37 187V188H36ZM116 187V188H115ZM57 189V192H55L56 190H53V189ZM59 188H61V189H63V190H61V189H59ZM114 188V189H113ZM125 188V189H124ZM170 190H169V189ZM44 189H46L45 191H44ZM168 189V190H167ZM34 190H36L37 192H35ZM39 190L41 191L40 192V194L38 193L39 192ZM61 190V191H60ZM49 191V192H48ZM59 191H60V193H59ZM114 191V192H113ZM116 191H118L119 193H117ZM142 191V192H141ZM158 191V192H157ZM191 191V192H190ZM28 192V191H27ZM35 192V193H34ZM121 192V193H120ZM152 192V193H151ZM161 192V193H160ZM167 192V193H166ZM171 192V194H169ZM185 192V193H184ZM11 193H14V189H12L11 190ZM43 193V195H41ZM46 193V194H45ZM47 193H49V194H47ZM165 193H166V196H165ZM185 195H184V194ZM189 193H190V195H189ZM51 194H53V199H54V201H53V199H52V195ZM58 195V196H55V195ZM115 194H118V195H116L115 196ZM121 194V195H120ZM141 194H143V195H141ZM153 194H156V195H154L153 196ZM209 194V193H208ZM217 195V191H216V189L214 190V191H211L210 192V194L209 195ZM32 195H34V196H32ZM40 195V196H39ZM100 195V196H99ZM158 195H160V197H162V198H160V197H158ZM186 195H188V196H186ZM36 196H38V199L36 198ZM43 198H42V197ZM47 196H49V198L47 197ZM55 196V197H54ZM96 196V197H95ZM118 196H121V198L119 197V198H116V197H118ZM124 196V197H123ZM157 196V197H156ZM172 196V197H171ZM184 198H183V197ZM46 197H47V200H46ZM57 197V198H56ZM89 197V198H88ZM90 197L91 198H93L92 200L93 201H91V199H90ZM102 197V198H101ZM155 197V198H154ZM177 197H179V198H177ZM35 198H36V200H35ZM40 198V199H39ZM45 198V199H44ZM101 198V199H100ZM104 198V200L102 201V199ZM116 198V199H115ZM126 198V202L124 201V199ZM166 198V199H165ZM186 198V199H185ZM118 199V200H117ZM121 201H120V200ZM129 199V200H128ZM173 199H177V201L176 202H173V201H175V200H173ZM182 199V200H181ZM97 200V201H96ZM115 200V201H114ZM117 200V201H116ZM165 200V201H164ZM193 200V199H192ZM96 201V202H95ZM123 201V203H121ZM147 201H150L149 203L147 202ZM152 201V202H151ZM179 201H182V202H180L181 204V206H178L179 205ZM118 202V203H117ZM128 202V203H127ZM160 202V203H159ZM32 203V204H31ZM69 203H70V205H69ZM93 203V204H92ZM101 203V205L99 206V204ZM104 203H105V205H104ZM115 203L117 204V208L115 207ZM145 203H146V205H145ZM170 203H172L171 205H170ZM72 204V205H71ZM78 204V205H77ZM120 204H122V205H120ZM156 204H158V205H156ZM161 204H162V206H161ZM30 205H32V207H34V210L32 209V207H30ZM74 205V206H73ZM82 206H84V207H87V208H85V209H81V207ZM119 205V206H118ZM165 205V206H164ZM167 205V206H166ZM76 206H78V207H76ZM105 206V207H104ZM144 206V208H142ZM145 206H146V208H145ZM80 207V208H79ZM84 207H82V208H84ZM100 207H103V209L102 208H100ZM118 207H119V209H118ZM121 207V208H120ZM177 207V208H176ZM27 208H29V210H27ZM31 208V209H30ZM56 208H58V206L56 205ZM27 210V211H25V210ZM107 209V210H106ZM139 209H140V213H139ZM168 209V210H167ZM24 210V211H23ZM41 212H40V211ZM49 210V211H48ZM114 210V211H113ZM116 210V211H115ZM167 210V211H166ZM31 213H30V212ZM36 211V212H35ZM38 211V212H37ZM85 211H86V213H85ZM124 211H127V208L124 210ZM166 211V212H165ZM40 212V213H39ZM51 212V211H50ZM168 212V213H167ZM171 212V213H170ZM179 212V211H178ZM189 212H191V211H189ZM189 212H186V213H188V214H192V213H189ZM25 213V214H24ZM30 213V214H29ZM41 213H43L42 215H41ZM103 213V214H102ZM104 213H106V215H108L107 217H106V215L104 214ZM119 213V214H118ZM122 213H127V214H124L125 216H121V218H124V219H122V222H121V219H120V216H118L117 217V215H121ZM166 213V214H165ZM183 214L184 216H186V215H188V214ZM18 214V215H17ZM19 214H20V218H21V220H19ZM24 215V218H23V215ZM89 214H93V215H95V217H93V215L91 216H89ZM111 214V215H110ZM113 214V215H112ZM161 216H160V215ZM47 217H46V216ZM50 215H52L53 217L51 218V219H55L56 218V220H54L55 222H57V223H55L53 220L51 221L50 220ZM83 215H84V217H83ZM87 215H88V218L89 219H87ZM97 215V216H96ZM102 215V217H99V219H100V221L98 222L97 220H99L98 219V216H101ZM123 215V214H122ZM127 215H128V217H127ZM156 215V216H155ZM173 215H175V214H173ZM16 216L18 217V220L19 221H17L16 219ZM50 216V217H49ZM112 217V219H110L111 217ZM115 216H116V218H115ZM154 216V217H153ZM166 216V217H165ZM46 217V218H45ZM49 217V218H48ZM81 217H82V219H81ZM97 217V218H96ZM130 220H128L127 218ZM160 217V219H158ZM65 218V219H64ZM68 218V219H67ZM79 218V219H78ZM92 218H93V220L95 221H93L92 220ZM115 218V220H113ZM126 218V219H125ZM131 218H133V219H131ZM137 218V219H136ZM149 218H151L150 220H149ZM155 218V219H154ZM162 218V219H161ZM164 218V219H163ZM26 221H24V220ZM49 219V220H48ZM103 219V220H102ZM107 219V220H106ZM152 219H154L153 221H152ZM66 220H68V221H66ZM87 220V222H85V221ZM118 220H119V223H118ZM124 220V221H123ZM126 220V221H125ZM160 220H162V221H160ZM164 220H166V221H164ZM22 221L24 222V223H27L26 224V226H25V224L24 223H22ZM61 221V222H60ZM69 221H71L70 223H72V221H73V223H72V225L69 223ZM75 221V222H74ZM81 221H83L82 223H81ZM105 221H106V223H105ZM111 221H114V222H112L113 223V225H112V223H111ZM164 221V223L163 224H161L162 222ZM14 222L16 223V222H21L22 224L21 225H16V226H14L15 224H14ZM161 222V223H160ZM60 223V224H59ZM66 223V224H65ZM94 223V224H93ZM96 223V224H95ZM100 223V224H99ZM108 223V224H107ZM143 223L145 224V227H144V225H143ZM187 223H189V224H191V222H187ZM193 223V222H192ZM23 224H24V226H23ZM70 224V225H69ZM102 224H103V226H105V224H106V226L105 227H107V228H105V227H102V229H100L101 228V226H102ZM111 224V225H110ZM116 224H117V226H116ZM159 224V225H158ZM82 225H83V227H82ZM192 225V224H191ZM12 226H14V227H12ZM22 226V227H21ZM153 226H155V227H153ZM16 227V229H18V230H16V229H14ZM23 227H25L24 229H26V231L23 229ZM69 227V228H68ZM20 229H22V231L23 232H21V230ZM67 229H69V230H67ZM236 229V230H235ZM235 229H233V230H227V232L230 234L232 231L234 232V230L235 231H237L238 233H236V232H234V233H231V234H234V235H239V233H240V230H238L239 228L238 227H236ZM15 230V231H14ZM66 232H65V231ZM9 231V232H8ZM30 231V232H29ZM63 231V232H62ZM141 231V232H140ZM19 234H18V233ZM20 232H21V236H22V238H21V236H20ZM28 232V233H27ZM137 232H138V234H137ZM26 234V236H25V234ZM226 233V232H225ZM228 233H226V234H228ZM13 234V235H15V234H17V235H15V236H11V235ZM31 234V235H30ZM65 234V235H64ZM197 234V235H196ZM24 235V236H23ZM29 235V236H28ZM58 235H59V238L60 239H58ZM62 235V236H61ZM63 235H64V237H63ZM133 235L135 236V237H133ZM219 237H221V236H223V235H225V234H223V233H219V234H217ZM221 235V236H220ZM8 238H7V237ZM16 236H18V238H15ZM33 236V237H32ZM202 236L203 237H205V236H207L206 238H217V236H210V235H205L203 232H195V231H193V230H188L187 231V233H186V235L184 236H181V237H171V238H169L168 240L167 239H164L162 242H160L157 246H156V248L154 247V246H150L149 248H145V249H143V250H141V255L140 256H138V257H135V258H133L132 260L130 259V260H126V261H124V263L125 264H130V263H134V264H144L143 262H142V258L144 257V255H146V254H150V253H152L153 252V254L149 257V260H148V263L147 264H193V262L192 261H196L199 257L198 256H200V252H201V250L199 249L200 247L199 246H201V245H199L200 243L202 244V241H203V238H202ZM12 237H13V240H12ZM25 239H24V238ZM29 237H30V239H29ZM31 237H32V239H31ZM63 237V238H62ZM96 237V239H94ZM27 238V239H26ZM66 238H67V240H66ZM132 238V239H131ZM8 239H10V240H8ZM16 239H17V242H16ZM200 239H202V240H200ZM12 240V241H11ZM32 240V241H31ZM61 240V241H60ZM65 240V241H64ZM166 240V241H165ZM13 241H15V242H13ZM36 241V242H35ZM67 241V242H66ZM94 241H96V242H94ZM130 241V242H129ZM165 241V242H164ZM9 242H12V243H10L9 244ZM29 242H30V245H28L29 244ZM65 242V243H64ZM176 242H177V244H176ZM180 242H181V244H180ZM192 242V243H191ZM195 242H198V243H195ZM16 243H17V245H16ZM128 243V244H127ZM169 244H173L172 245V249L174 248L176 251L174 252V249L172 250V249H170L171 248V245H169V247H168V245ZM12 244H13V247H14V249H13V247H12ZM33 244V245H32ZM67 244V245H66ZM175 244V245H174ZM184 244V245H183ZM191 244V245H190ZM197 246H196V245ZM52 245V246H51ZM79 245V247H76V246H78ZM117 245V246H116ZM178 245V246H177ZM189 245V246H188ZM194 245H195V247H194ZM199 245V246H198ZM48 246V247H47ZM69 246V247H68ZM112 246H113V250L111 249L112 248ZM167 246V248H165V247ZM176 246V247H175ZM7 247V248H6ZM16 247H17V249H16ZM52 247V248H51ZM56 247V248H55ZM66 247V248H65ZM68 247V248H67ZM74 247V248H73ZM163 247V248H162ZM194 247V248H193ZM33 248V249H32ZM154 248V249H153ZM162 248V249H161ZM188 248V249H187ZM199 249V251L200 252H198V249ZM225 248L226 247H224L223 249L221 248L220 250L222 251V250H225ZM9 249V250H8ZM11 249H13L12 251H11ZM16 249V250H15ZM66 249V250H65ZM166 249H169V250H171V251H166ZM192 249V250H191ZM196 249V250H195ZM2 250H4V252H2ZM33 250V251H32ZM71 250H73L72 252H71ZM110 250H112V251H110ZM160 250H162V251H160ZM194 250V251H193ZM219 250V251H220ZM239 251V249L238 248H236V249H234V251H233V249L232 250H230V252H227L226 254H227V258H225L226 256V254L225 253H221L220 255H218V257H217V259L219 260V263L218 264H243V261H249L250 260V258L249 257H246V256H244L245 258L243 259L240 255H239V253H238V251ZM17 251V252H16ZM19 251V252H18ZM28 251H30L32 254H33V257H32V259H33V261H31L30 259H28V260H26L27 259V256H29L28 255V253H30V252H28ZM58 253H57V252ZM67 251V252H66ZM163 251H165V252H163ZM174 252V254H173V252ZM187 251V252H186ZM219 251H214V252H219ZM8 252V253H7ZM17 253V254H15V253ZM63 253V255H62V253ZM65 252V253H64ZM73 252H74V254H73ZM109 252H112V253H109ZM168 252V253H167ZM170 252H172V254H170ZM188 252H190V255H188V257H187V254L186 253H188ZM10 253V254H9ZM180 253V254H179ZM194 253V254H193ZM209 253V254H208ZM213 253V252H212ZM15 254V255H14ZM53 254H54V256H53ZM184 254H185V256H184ZM192 254V255H191ZM4 255H6L5 257H6V259L4 258ZM175 257H173V256ZM177 255H178V258H177ZM198 255V256H197ZM210 256L211 254H210V252L209 251H207V252H205V257H208V256ZM225 257H224V256ZM15 256H17V257H15ZM35 256V257H34ZM171 256L174 258V259H176L175 261H177V262H175L174 261V259L173 258H171ZM179 256H181V258L179 257ZM239 256V257H238ZM8 257V258H7ZM11 257V258H10ZM40 257H41V259H40ZM45 257V258H44ZM46 257H48V259L46 258ZM51 259H50V258ZM183 257H184V259H183ZM196 257H198L197 259H196ZM14 258H15V260H14ZM35 258H37V259H35ZM180 258V259H179ZM193 258H195L196 260H193ZM249 258V259H248ZM34 259H35V261H34ZM47 259V260H46ZM50 259V260H49ZM182 259V260H181ZM207 259V258H206ZM206 259H204V262H206L207 260ZM49 260V261H48ZM181 260V261H180ZM242 262H241V261ZM9 261V262H8ZM15 261V262H14ZM30 261V262H29ZM82 261H84V262H82ZM171 261V262H170ZM180 261V262H179ZM189 261V262H188ZM235 261H236V263H235ZM14 262V263H13ZM173 262H175V263H173ZM187 262V263H186ZM0 263V264H1ZM2 263V264H3ZM124 263H122V264H124ZM247 262H244V264H246ZM43 264V263H42ZM201 264H203V260H202V262H201Z\"/></svg>", "mask_w": 264, "mask_h": 264}]
</instances>
